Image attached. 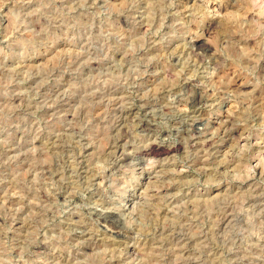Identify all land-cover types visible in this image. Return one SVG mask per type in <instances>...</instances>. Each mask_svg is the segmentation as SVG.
Returning <instances> with one entry per match:
<instances>
[{
  "label": "rangeland",
  "instance_id": "obj_1",
  "mask_svg": "<svg viewBox=\"0 0 264 264\" xmlns=\"http://www.w3.org/2000/svg\"><path fill=\"white\" fill-rule=\"evenodd\" d=\"M0 195V264H264V0H0Z\"/></svg>",
  "mask_w": 264,
  "mask_h": 264
},
{
  "label": "bare ground",
  "instance_id": "obj_2",
  "mask_svg": "<svg viewBox=\"0 0 264 264\" xmlns=\"http://www.w3.org/2000/svg\"><path fill=\"white\" fill-rule=\"evenodd\" d=\"M129 16V15H128ZM141 22V21H140ZM144 23V22H143ZM23 30H24V28H23ZM201 42V41H200ZM198 43H199V41H198ZM197 44V43H196ZM199 45L200 46H202V45H204L203 44V41L201 42V43H199ZM193 52V51H192ZM69 60V59H68ZM158 60V59H157ZM67 66V65H66ZM52 68V67H51ZM188 68V67H187ZM192 68V67H191ZM52 71V70H51ZM46 78V77H45ZM199 86V85H198ZM199 90V89H198ZM91 91V90H90ZM108 91V90H107ZM199 92H200V90H199ZM199 92H192L193 93V96L191 97V101L192 102H194V104L195 103H197V102H202V100L204 99V94H202V93H199ZM116 95V94H115ZM109 96V95H108ZM112 96V95H111ZM180 96V95H179ZM92 97V96H91ZM182 97H183V95H182ZM188 99V98H187ZM191 102V103H192ZM176 104V103H175ZM162 106V105H161ZM186 107V106H185ZM164 110V109H163ZM115 112V111H114ZM91 114V113H90ZM119 117V116H118ZM171 118V117H170ZM112 119V118H111ZM10 121V120H9ZM112 123V122H111ZM173 123V122H172ZM192 123V122H191ZM177 124V123H176ZM228 124V123H227ZM227 124L224 126V128L227 126ZM113 126V125H112ZM120 126H121V124H120ZM191 128L190 129H186L185 131H184V133H183V131L181 132V134L183 133L184 134V136H186V138H188V139H190V140H193V138H194V136H193V132H195V130H194V123H192L191 124ZM122 129V128H121ZM185 129V128H184ZM183 129V130H184ZM61 131H63V130H61ZM121 131H123V130H121ZM71 132H72V130H71ZM232 132V131H231ZM235 133V132H234ZM39 134V133H38ZM57 134V133H56ZM116 134V133H115ZM123 134V133H122ZM249 134V133H248ZM82 135V134H81ZM113 135V134H112ZM130 135V134H129ZM209 135V134H208ZM183 136V135H182ZM122 137V135H120L118 138L117 137H115V138H117L116 140H115V144H114V146H115V148H118V147H120V146H122L121 145V141H120V138ZM142 137V136H141ZM65 138V137H64ZM205 138H207V137H205ZM153 140V139H152ZM199 140V139H198ZM210 141H211V139L210 138H207V139H205L204 141H203V143L202 144H204V146H207V145H209V143H210ZM64 142V141H63ZM188 142V141H187ZM59 143V142H58ZM159 143V142H158ZM211 143H213V142H211ZM55 144V143H54ZM78 145V144H77ZM194 150V149H193ZM172 151V148L171 147H167V146H163V145H160V144H157V143H152L148 148H146L145 150H144V155L146 156V158L148 157L149 159H152V158H154V157H156V156H159V155H163V154H166V153H169V152H171ZM188 152V151H187ZM64 153V152H63ZM80 153V152H79ZM119 153V152H118ZM123 153V152H122ZM199 153V152H198ZM210 156V155H209ZM119 157V156H118ZM125 158H126V155L123 153L121 156H120V162H124L125 161ZM160 158V157H159ZM78 159V158H77ZM130 160V159H129ZM127 162V161H126ZM160 163V162H159ZM59 165V164H58ZM92 165V164H91ZM82 166V165H81ZM57 167V166H56ZM104 170V169H103ZM128 170V169H127ZM108 175V174H107ZM106 175V176H107ZM47 179V178H46ZM164 180H166V179H164ZM80 181V180H79ZM76 184V183H75ZM5 189V188H4ZM8 192V191H7ZM158 194V193H157ZM256 195V194H255ZM1 196V195H0ZM257 196V195H256ZM259 196V195H258ZM264 196V195H263ZM258 204V203H257ZM256 205V204H255ZM253 206V205H252ZM218 209V208H217ZM165 210V209H164ZM233 212V211H232ZM262 212V211H261ZM11 214H13V213H11ZM198 214V213H197ZM225 214V213H224ZM150 215V214H149ZM105 216V215H104ZM103 216V221H105V222H112V220H111V218H110V216L109 215H106L105 217ZM112 217V216H111ZM224 217H225V215H224ZM235 217V216H234ZM233 217V218H234ZM3 218V217H2ZM229 218V217H228ZM228 218H227V220H228ZM117 219V218H116ZM230 219V218H229ZM238 219V218H237ZM216 221V220H215ZM223 221V220H222ZM226 221V220H225ZM114 222V221H113ZM112 222V223H113ZM235 222V221H234ZM217 223V222H216ZM109 224V223H108ZM93 225V224H92ZM115 228H117L116 226V224H112ZM165 225H167V224H165ZM192 225V224H191ZM162 226V225H161ZM42 228V227H41ZM78 228V227H77ZM121 228V227H120ZM111 229V228H110ZM44 231V230H43ZM121 230H119V229H117V232H120ZM168 231V230H167ZM240 231V230H239ZM200 233V232H199ZM236 233H237V231H236ZM235 233V234H236ZM93 234V233H92ZM161 235V234H160ZM205 235V234H204ZM15 236V235H14ZM74 236V235H73ZM242 236V235H241ZM2 237V236H1ZM43 237V236H42ZM93 237V236H92ZM156 237V236H155ZM23 238V237H22ZM240 238V237H239ZM251 238V237H250ZM241 240V239H240ZM238 241V240H237ZM162 242V241H161ZM254 243V242H253ZM23 244V243H22ZM30 244V243H29ZM38 244V243H37ZM261 244V243H260ZM257 247V246H256ZM26 249V248H25ZM253 249V248H252ZM12 252V251H11ZM14 254V253H13ZM247 254V253H246ZM7 255V254H6ZM132 255H133V253H132ZM26 257V256H25ZM237 257V256H236ZM241 259V258H240ZM208 264V263H207Z\"/></svg>",
  "mask_w": 264,
  "mask_h": 264
}]
</instances>
